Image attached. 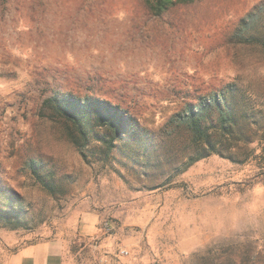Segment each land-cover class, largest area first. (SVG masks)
I'll list each match as a JSON object with an SVG mask.
<instances>
[{
  "label": "rangeland",
  "instance_id": "1",
  "mask_svg": "<svg viewBox=\"0 0 264 264\" xmlns=\"http://www.w3.org/2000/svg\"><path fill=\"white\" fill-rule=\"evenodd\" d=\"M154 1L0 0V264L49 239L68 264H264V171L189 164L184 120L235 85L261 110L236 158L259 150L264 0ZM55 98L126 124L79 139Z\"/></svg>",
  "mask_w": 264,
  "mask_h": 264
},
{
  "label": "trees",
  "instance_id": "2",
  "mask_svg": "<svg viewBox=\"0 0 264 264\" xmlns=\"http://www.w3.org/2000/svg\"><path fill=\"white\" fill-rule=\"evenodd\" d=\"M170 3L171 0H155L154 6L156 10L162 11ZM243 93L239 87L228 84L218 91L207 94L194 107L189 105L184 120L195 150V157L190 158L189 164L216 154L241 163L254 160L259 171H264V137L258 140L260 144L256 153V148H252L243 158H236L240 149V140L242 137L247 139L256 124L246 112L249 111L252 117L261 112L254 103L250 106L244 101ZM53 101L57 106L56 112L75 125L80 134L79 139H86L94 125H104L116 133L117 129L120 130L122 125L126 124L121 112L105 103H93L88 99L80 102L71 98H55ZM101 139L105 143L110 142L105 138ZM74 143L80 145L79 142ZM31 171L38 176L37 169L33 166Z\"/></svg>",
  "mask_w": 264,
  "mask_h": 264
},
{
  "label": "crops",
  "instance_id": "3",
  "mask_svg": "<svg viewBox=\"0 0 264 264\" xmlns=\"http://www.w3.org/2000/svg\"><path fill=\"white\" fill-rule=\"evenodd\" d=\"M86 231H89L84 226ZM68 245L60 239H49L22 248L13 257V264H66ZM68 264V263H67Z\"/></svg>",
  "mask_w": 264,
  "mask_h": 264
}]
</instances>
